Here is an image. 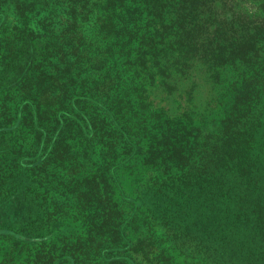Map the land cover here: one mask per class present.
Returning a JSON list of instances; mask_svg holds the SVG:
<instances>
[{"label":"rangeland","instance_id":"1","mask_svg":"<svg viewBox=\"0 0 264 264\" xmlns=\"http://www.w3.org/2000/svg\"><path fill=\"white\" fill-rule=\"evenodd\" d=\"M214 8L219 16L245 20L249 30H258L263 46L251 59L235 58L214 72L194 58L186 73L172 71L164 81L153 73L144 87L142 76L155 66L147 51L144 64L134 66L132 59L126 71L133 93L117 110L127 118L129 143L118 141L101 122L99 136L91 137L79 121L64 126L58 142L45 145L29 120H21L18 126L30 144L0 153V227L13 231L0 234L2 264H47L49 258L95 264L97 255L118 253L109 241L123 244L122 236L143 242L141 257L154 256L162 264H264V159L256 163L252 180L224 187L228 214H214L215 186L206 184L207 178L199 184L196 175L212 151L213 121L229 115L236 105L233 98L247 95L264 76V0H215ZM181 38L179 49L185 47ZM160 39L138 46L161 47L168 38ZM137 43L128 48L135 50ZM68 93L72 98L74 92ZM260 95L250 110L232 120L245 134L253 123H264V90ZM5 100L0 103L9 120L13 106ZM82 107L87 111L92 105ZM89 115L98 122L100 115ZM40 119L50 123L45 113ZM47 130L50 135L52 124ZM178 138L180 144H173ZM184 147L190 155L179 159L175 152ZM126 150L132 154L120 160ZM34 152L33 159L17 160L16 155ZM191 179L187 190L171 187ZM236 214L240 217L233 219ZM213 216L225 217L217 233Z\"/></svg>","mask_w":264,"mask_h":264},{"label":"trees","instance_id":"2","mask_svg":"<svg viewBox=\"0 0 264 264\" xmlns=\"http://www.w3.org/2000/svg\"><path fill=\"white\" fill-rule=\"evenodd\" d=\"M214 2L0 0V98L6 99L5 105L13 106V117L7 120L0 103V153L11 149L16 151L20 145L30 144L18 126L24 119L29 120L31 128L40 136V143L45 145L58 142L64 126L69 123L79 125V121L88 126L91 137L99 136L97 124L101 122L114 138L124 144L129 143L127 118L119 115L117 110L124 96L133 93L127 67L132 59L134 66L144 64L145 51L150 65L155 68L142 76V87L150 83L153 73H158L163 81L172 71L181 75L186 73L194 58L205 62L213 72L235 58L251 59L263 46L259 31L249 30L250 25L245 20L244 23H235L233 17L219 16ZM158 36L161 43H164V37L168 38L161 47L154 45L150 49H140L138 46L149 45L146 42L150 43ZM180 37L185 47L179 49ZM136 40V49L131 51L128 44L136 43ZM135 51L138 55L133 58ZM238 52L243 54L238 55ZM263 90L264 76L247 95L233 98L236 105L231 106L229 115L212 123L215 133L212 151L208 160L197 167L196 175L199 176V184L204 183L202 178H207L206 184L215 186L218 197L213 205L215 215L228 214V205L224 203L228 190L225 192L224 187L230 186L231 182L252 180L250 175L255 176L258 170L256 163L264 159V123H253L245 134V129L232 122L243 110L254 106L252 101L258 100ZM68 91L74 92L72 98ZM87 102L92 108L86 111L82 103ZM136 107L140 109L141 102ZM41 113H45L50 123L41 121ZM92 113L100 115L98 122L89 115ZM49 124L54 127L50 135L47 132ZM171 134L174 138L185 136ZM173 144H180L179 138ZM185 150V147L178 148L176 156L179 159L189 156ZM121 154L120 160L128 159L132 151L126 150ZM35 155V152L21 153L16 157L24 162ZM191 182L192 179L175 182L171 187L187 190ZM96 214L100 213L96 211ZM257 214L261 215L259 211ZM239 217L236 214L233 219ZM224 218L213 216L216 233L221 231L220 221ZM12 232L0 227V234ZM121 240H124L123 244L109 241V247L117 249V254L97 255L95 264H162L157 257H141L143 242L126 236ZM146 250L147 254L153 255L149 248ZM62 262L49 258L47 264ZM32 264L37 263L34 261Z\"/></svg>","mask_w":264,"mask_h":264}]
</instances>
